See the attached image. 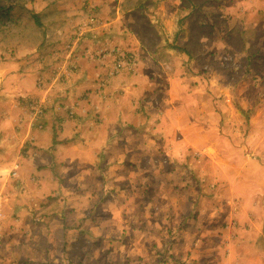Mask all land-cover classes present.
Returning <instances> with one entry per match:
<instances>
[{"label": "rangeland", "instance_id": "obj_1", "mask_svg": "<svg viewBox=\"0 0 264 264\" xmlns=\"http://www.w3.org/2000/svg\"><path fill=\"white\" fill-rule=\"evenodd\" d=\"M259 2L0 0V163L13 162L16 169L1 189L7 202L6 219L0 221V264H264V243L260 242L264 237L257 241L261 256L251 251L246 238L244 249H238L249 228H240L241 211L235 209L229 189L222 188L226 181L219 176L223 173L219 166L226 157L203 154L187 134L191 130L187 122L195 112L178 121L185 146L171 145L177 130H170L166 140L158 142L160 131L153 121L159 116L161 94H169L175 81L177 88H189L186 92L202 87L215 114L223 119L216 125L217 145L230 142L243 150V158L264 164V22H258ZM245 22H252L251 27ZM119 53L133 55V71L140 66L145 69L149 85L158 94L153 108L139 103L133 112L152 122L148 137L152 154L136 159V179L139 183L153 180L154 192L159 193L161 187L164 202L148 205L149 238L141 234L139 220L133 230V221L127 217L129 202L122 203L116 214L120 235L86 237L80 222L85 221L83 217L72 219L74 225L68 227L67 199L52 183L42 186L39 182L34 165L38 152L28 135L35 124L42 126L49 100L60 99L62 90L78 77L81 60L88 61L86 70H96L100 65L96 60L112 55L114 61L107 59L103 66L113 72L104 75L111 80L117 75ZM35 93L43 95L39 98ZM253 106L258 111L250 119ZM240 109L249 113L244 115ZM56 114L57 119L63 118L60 110ZM97 114L91 119L96 120ZM108 158L106 154L97 157L104 181L114 180L99 194L103 203L120 187L128 190L129 181L120 185L118 180L133 163ZM42 160L50 162L46 156ZM64 164L58 165L59 170ZM28 183L35 184V205L29 201L34 206L19 212V220L21 216L13 213L27 202ZM64 186L59 182V188ZM96 210L94 206L83 214L94 220ZM260 229L259 225L252 232Z\"/></svg>", "mask_w": 264, "mask_h": 264}, {"label": "crops", "instance_id": "obj_2", "mask_svg": "<svg viewBox=\"0 0 264 264\" xmlns=\"http://www.w3.org/2000/svg\"><path fill=\"white\" fill-rule=\"evenodd\" d=\"M263 2L264 0H261L259 6H256V13L260 17L258 22H264ZM252 13L250 12V14ZM245 24L248 28V26L251 27L248 24H252V22H245ZM107 59L114 61L112 55L105 57V60H96V65H101H98L96 70H93L94 67L86 70L84 65H88V61L81 60V70L78 77L75 78L74 82L68 84L66 90H62L64 92L60 99L49 100L47 106L49 111L41 120L42 126L38 127L35 124V130L31 129L28 133L31 137L30 141H33L32 144L35 145L38 152L37 161L35 160L34 165L39 169L40 179L38 180L42 186L52 183L65 195L69 212H71L67 214L68 227L74 225L72 219L76 220L83 217L85 221L81 220L80 222H83L82 231L86 237L98 238L105 235H120L116 214L121 212L118 208H123V204L129 202L130 205L127 210L130 216L127 217L133 221V230L137 227L135 226L138 223L136 220H139L143 223V227L140 229L142 230L141 234L149 238L152 229L150 228L152 217L148 205L153 202H164L161 197V187L159 193L158 191L154 192L157 185L153 183V180L146 181L143 179V182L139 183L136 179V168L134 167L136 159H145L152 154V146L149 145L148 139L152 122L150 118L142 117L143 119H141L133 112L134 107L137 106L135 104L139 103L144 105L148 103L149 108H153L156 105L154 97L158 95L156 94L157 88L149 85L150 76L144 72L145 69L141 66L132 74L122 72L117 73L116 77L111 78V80L109 77L105 78V74L108 76L112 72L108 67H103ZM135 83L139 85L135 87ZM178 83V81L173 83L169 94H165L166 92L161 94L162 102L158 103L159 116L153 119L160 129H158L160 136H156V139L161 143L166 140L170 130H177L178 137L175 138L176 134H173L172 139L174 141L171 142V145L185 146L187 142H183L184 139L180 136L181 130L178 127L180 122L178 121L183 115H188L192 111L195 112L192 113V118L187 122V126L191 128L187 134L194 139L197 149L203 154L213 155V157L215 155L226 157L219 166V169L223 171L219 176L226 181L222 188L229 189L230 199L236 202L235 209L241 211L238 214L240 228H249L247 236L240 238L241 243L238 249L240 251L244 249L246 238L251 251L257 256H261L259 252L261 246L257 241L260 236L264 237V164L243 158L241 155L243 150L233 147L230 142L224 141L222 145L220 143L217 145L216 125L223 119L215 114L213 103L205 94L204 88L195 87L197 89L194 88L186 92V89L189 88L186 86L177 88ZM35 95L39 94L35 93ZM41 95L43 94L40 93L39 98ZM40 101L44 102L45 100L40 99ZM181 107L182 109H180ZM252 109L253 113L250 119L256 116L258 107L253 106ZM58 110L61 111L60 115H63V118L57 119L56 115L58 114L56 112ZM239 111L247 115V111L241 109ZM95 112L98 113L95 115L97 119L93 120L91 117L93 118L92 115ZM123 126L128 127L124 128ZM253 133L256 132L253 131ZM101 154H106L109 160L114 157H121L129 164L133 162L132 165H129L128 170H124L126 171L124 177L121 176L118 180L120 185L125 180L126 182L129 181L128 190H124V186L120 187L115 192V198H110L104 203L103 201L99 202L101 199L99 194H102L106 185L113 183L114 180L112 182L110 179L111 183L104 181L103 173L98 170L97 157ZM43 156L48 157L50 162L47 164L39 162V159L43 161ZM62 161L65 164L61 167L63 170H59L58 165ZM41 165L45 168L40 169ZM14 166L13 162L0 163V191L2 187L4 189V186L8 185L5 184L6 177ZM142 167L146 171L144 163H142ZM31 171L35 173L33 167ZM25 179L26 177L23 178L24 181ZM62 181L65 186L59 188V182L62 184ZM25 183L23 182V184ZM27 186L29 189L24 193L27 202L19 206L13 213L15 216H21L19 220L22 219L19 212L35 205V184L28 183ZM22 187L25 188L26 185H21ZM36 187L39 189L38 185ZM15 193L17 194V192ZM43 194L44 192L39 193L41 197ZM158 194L159 196H156ZM1 195L3 204L2 211L0 208V221L2 218L6 219L4 204L7 202L2 191ZM29 201L34 205L32 206ZM113 204L117 206V208H113L114 211L111 209ZM94 206L97 208V217L90 220L83 213ZM106 206L110 209L108 210ZM259 225L261 226L260 232H252ZM69 231L72 233L73 230L69 229ZM260 242L264 243V241ZM151 248L152 246L149 247V253H151Z\"/></svg>", "mask_w": 264, "mask_h": 264}, {"label": "built area", "instance_id": "obj_3", "mask_svg": "<svg viewBox=\"0 0 264 264\" xmlns=\"http://www.w3.org/2000/svg\"><path fill=\"white\" fill-rule=\"evenodd\" d=\"M136 67V62L133 55L118 54L117 63L114 68L115 73H119L121 70L133 71ZM12 174L16 175V169L12 170ZM0 220H1V211H0Z\"/></svg>", "mask_w": 264, "mask_h": 264}, {"label": "trees", "instance_id": "obj_4", "mask_svg": "<svg viewBox=\"0 0 264 264\" xmlns=\"http://www.w3.org/2000/svg\"><path fill=\"white\" fill-rule=\"evenodd\" d=\"M35 19H37V18H35ZM37 21V20H36ZM39 23V22H38ZM246 113V112H245ZM249 112H247L246 114H248Z\"/></svg>", "mask_w": 264, "mask_h": 264}]
</instances>
